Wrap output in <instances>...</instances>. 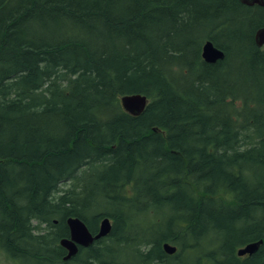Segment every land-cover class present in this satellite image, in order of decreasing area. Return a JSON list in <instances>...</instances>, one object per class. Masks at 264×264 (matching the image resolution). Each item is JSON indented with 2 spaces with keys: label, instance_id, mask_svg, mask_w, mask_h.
Instances as JSON below:
<instances>
[{
  "label": "trees",
  "instance_id": "obj_1",
  "mask_svg": "<svg viewBox=\"0 0 264 264\" xmlns=\"http://www.w3.org/2000/svg\"><path fill=\"white\" fill-rule=\"evenodd\" d=\"M263 26L241 0H0V264H240L264 240ZM69 217L112 231L65 261Z\"/></svg>",
  "mask_w": 264,
  "mask_h": 264
},
{
  "label": "water",
  "instance_id": "obj_2",
  "mask_svg": "<svg viewBox=\"0 0 264 264\" xmlns=\"http://www.w3.org/2000/svg\"><path fill=\"white\" fill-rule=\"evenodd\" d=\"M243 4L248 6L259 5L264 7V0H241ZM256 44L259 47H264V27L259 29L255 35ZM225 53L223 50L218 48L211 41H207L204 43L202 47V58L205 62L214 64L219 60L224 59ZM121 103L123 108L132 115L138 116L141 115L148 104L147 97L141 94H132L125 95L121 98ZM68 225L71 230V239H63L61 240V245L68 250V255L65 259H69L72 256H75L78 252V245L81 246H89L95 239H100L109 234L111 230V223L109 219H104L101 222L98 234L93 237L89 232L87 226L78 218H70L68 219ZM263 243V240H259L258 242H253L247 244L244 248H241L238 251L239 256H243L246 254L253 255L259 248V246ZM164 250L173 254L176 252V247L170 245L169 243H165L163 245Z\"/></svg>",
  "mask_w": 264,
  "mask_h": 264
},
{
  "label": "rangeland",
  "instance_id": "obj_3",
  "mask_svg": "<svg viewBox=\"0 0 264 264\" xmlns=\"http://www.w3.org/2000/svg\"><path fill=\"white\" fill-rule=\"evenodd\" d=\"M236 80H237V78H236ZM254 92H256L257 94H260V93H261V92H260L259 90H257V89H256V91H254ZM150 102H151V99H150ZM237 128H238V127H237ZM227 199H228V200H231L232 198L230 197V198H227ZM229 211H232V210H229ZM232 212H234V211H232ZM254 223H255V222H254ZM251 233H252V232H251ZM208 244H209V243L206 242V246H204L205 249H206V247L208 246ZM214 246H215V245L212 246V248H213L212 251H215V248H216L217 251H221L220 255H223V254H222V251L224 250V249H223L224 244L218 245V246H216V247H214ZM210 252H211V251H210ZM210 252H209V253H210ZM235 252H236V250H235ZM209 253L206 255V259H207V261H209V264H212V262L210 261V258H209V256H208ZM210 254H212V253H210ZM217 254H218V252H217ZM212 255H215V254H212ZM212 255H211V256H212ZM212 258H214V257L212 256ZM214 259H215V258H214ZM6 264H12V263H6ZM192 264H193V263H192ZM207 264H208V263H207Z\"/></svg>",
  "mask_w": 264,
  "mask_h": 264
},
{
  "label": "bare ground",
  "instance_id": "obj_4",
  "mask_svg": "<svg viewBox=\"0 0 264 264\" xmlns=\"http://www.w3.org/2000/svg\"><path fill=\"white\" fill-rule=\"evenodd\" d=\"M208 40H209V39H208ZM211 41H212V40H211ZM126 95H131V94H126ZM142 95H143V94H142ZM262 244H263V243H262ZM262 244H261V245H262ZM261 245L259 246V248L261 247ZM259 248H258V250H259ZM258 250H257L255 253H257ZM255 253H254V254H255Z\"/></svg>",
  "mask_w": 264,
  "mask_h": 264
},
{
  "label": "flooded vegetation",
  "instance_id": "obj_5",
  "mask_svg": "<svg viewBox=\"0 0 264 264\" xmlns=\"http://www.w3.org/2000/svg\"><path fill=\"white\" fill-rule=\"evenodd\" d=\"M66 223H67V220H66Z\"/></svg>",
  "mask_w": 264,
  "mask_h": 264
}]
</instances>
